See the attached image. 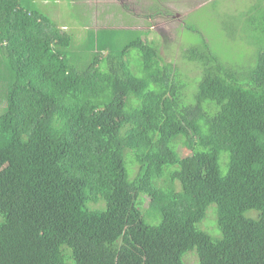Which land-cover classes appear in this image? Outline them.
I'll list each match as a JSON object with an SVG mask.
<instances>
[{
  "label": "trees",
  "instance_id": "trees-1",
  "mask_svg": "<svg viewBox=\"0 0 264 264\" xmlns=\"http://www.w3.org/2000/svg\"><path fill=\"white\" fill-rule=\"evenodd\" d=\"M183 27L201 36L182 50L194 77L141 33L117 49L98 32L82 57L47 15L0 0V264H264L263 0L249 64Z\"/></svg>",
  "mask_w": 264,
  "mask_h": 264
},
{
  "label": "rangeland",
  "instance_id": "rangeland-1",
  "mask_svg": "<svg viewBox=\"0 0 264 264\" xmlns=\"http://www.w3.org/2000/svg\"><path fill=\"white\" fill-rule=\"evenodd\" d=\"M23 1L30 7H37L58 27L64 25L66 30L74 35L77 41L75 49L82 57L91 54L85 41L95 37L98 32L101 42L113 44L117 49L124 46L135 33H141L143 38L156 43L165 61L175 62L190 77L197 75L198 71L192 63L183 59L182 50L189 44L199 43L201 36L196 31L185 29V24L195 26L221 59L242 65L249 64L252 60L257 49V43L254 41L263 39V36L259 38L257 32L248 33L245 28L243 30L245 16L256 0H157L159 8H164V16L155 15L150 10L155 0ZM44 2L49 5L41 4ZM80 44H83V51L79 50ZM130 55L131 61L136 63L137 51L132 49ZM0 62H3L1 56ZM3 77L0 73V81ZM44 133V126L38 124L33 133V140L40 139ZM180 151L183 155L188 154V150L184 148ZM133 175L134 172L131 177ZM147 205L145 202L144 207ZM215 209V205L209 206L199 227L212 229L216 226ZM189 253L183 258L185 264H196L195 255Z\"/></svg>",
  "mask_w": 264,
  "mask_h": 264
},
{
  "label": "crops",
  "instance_id": "crops-1",
  "mask_svg": "<svg viewBox=\"0 0 264 264\" xmlns=\"http://www.w3.org/2000/svg\"><path fill=\"white\" fill-rule=\"evenodd\" d=\"M41 4H43V5H49L48 2H44V3H41ZM29 6H30V5H29ZM31 8H34V9H35V6L32 5ZM36 9H38V8L36 7ZM38 10H39V9H38ZM60 27L66 29V27H65L64 25H63V27L60 25ZM0 47H1V44H0ZM2 61H3V60H2ZM4 66H5L4 62H0V69H3Z\"/></svg>",
  "mask_w": 264,
  "mask_h": 264
}]
</instances>
